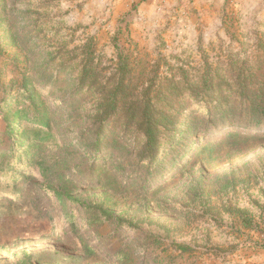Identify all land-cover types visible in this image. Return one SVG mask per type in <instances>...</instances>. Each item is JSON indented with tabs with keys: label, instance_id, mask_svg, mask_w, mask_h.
<instances>
[{
	"label": "rangeland",
	"instance_id": "rangeland-1",
	"mask_svg": "<svg viewBox=\"0 0 264 264\" xmlns=\"http://www.w3.org/2000/svg\"><path fill=\"white\" fill-rule=\"evenodd\" d=\"M89 42L102 80L92 89L78 80ZM263 49L264 0H0V264H170L174 252L151 245L156 239L195 249L183 264H264V128L191 134L146 187L143 171L120 172L112 161L90 182L82 146L86 134L95 138L100 87L116 74L119 51L141 58L149 75L158 63L162 75L168 64L192 74L250 64ZM24 77L50 120L32 163L28 144L9 148L17 141L6 135L41 129L20 100ZM189 108L206 112L198 102ZM233 132L260 139L227 143ZM233 209L247 210L256 227H239Z\"/></svg>",
	"mask_w": 264,
	"mask_h": 264
},
{
	"label": "trees",
	"instance_id": "trees-1",
	"mask_svg": "<svg viewBox=\"0 0 264 264\" xmlns=\"http://www.w3.org/2000/svg\"><path fill=\"white\" fill-rule=\"evenodd\" d=\"M123 53L118 52L119 63L114 77L100 87L104 103L99 104L100 108L94 116L95 138L88 140L86 134L82 139V146L89 156V163H86L88 173L84 176L89 177L90 182L101 180L108 171L107 164L112 161L114 168L120 172L128 165L143 171L146 187L147 182L159 174L166 163L174 165L179 160L182 155L177 150L190 140L191 134L235 126L252 130L264 128V49L250 64L230 61L221 66H205L196 74L168 64L166 74L162 75L157 74L160 68L158 63L152 67L154 70L149 75L141 58L133 61L132 52L128 50ZM83 54L86 57L82 67H78L79 85L81 88L98 87L102 80L92 63V43L85 46ZM53 81L48 79L49 84ZM34 84L32 78H23L20 100L33 111L35 118L32 124L41 129L34 128L31 135L25 131L13 134V129L6 134L18 142L11 143L9 148L13 144H28L25 160L29 163L39 157L42 145L49 140L42 128H49L50 120L47 113L42 111L41 94L34 96ZM192 102L203 104L206 112L190 110L186 114ZM129 134L136 138L135 145L131 146L126 140ZM230 139L247 143L260 137L233 132L228 133L224 140L228 143ZM212 146L208 142L202 151H209ZM4 150H8L7 147ZM11 168L8 167L9 170ZM39 168L42 173L47 172L46 167L39 165ZM231 212L237 217L239 227H256L247 210L233 209ZM102 213L111 217L108 211ZM151 245L163 253L174 252L179 260L175 262L174 254H170L168 257L173 258L170 264H183L182 260L186 257L195 258V249L185 243H171L169 248L156 239Z\"/></svg>",
	"mask_w": 264,
	"mask_h": 264
}]
</instances>
